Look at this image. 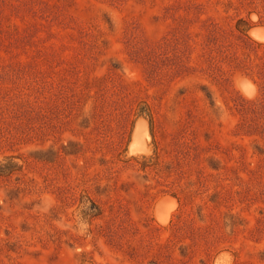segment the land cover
<instances>
[{"label": "rangeland", "instance_id": "374dc122", "mask_svg": "<svg viewBox=\"0 0 264 264\" xmlns=\"http://www.w3.org/2000/svg\"><path fill=\"white\" fill-rule=\"evenodd\" d=\"M0 264H264V0H0Z\"/></svg>", "mask_w": 264, "mask_h": 264}]
</instances>
